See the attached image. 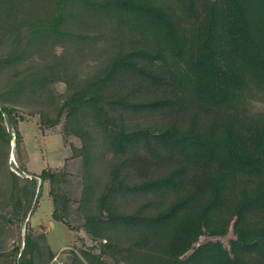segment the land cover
I'll return each instance as SVG.
<instances>
[{
	"label": "trees",
	"instance_id": "trees-1",
	"mask_svg": "<svg viewBox=\"0 0 264 264\" xmlns=\"http://www.w3.org/2000/svg\"><path fill=\"white\" fill-rule=\"evenodd\" d=\"M261 95L264 0H0V123L65 119L82 142L77 223L102 246L72 264H264V113L249 111ZM10 135L0 127L8 152ZM64 178L10 175L23 188L9 224L36 211L38 180L68 224ZM232 228L230 252L196 247ZM12 256L56 258L42 235Z\"/></svg>",
	"mask_w": 264,
	"mask_h": 264
},
{
	"label": "rangeland",
	"instance_id": "rangeland-1",
	"mask_svg": "<svg viewBox=\"0 0 264 264\" xmlns=\"http://www.w3.org/2000/svg\"><path fill=\"white\" fill-rule=\"evenodd\" d=\"M64 50V46H59L56 49L57 56H62ZM55 90L57 96H64L66 86L58 84ZM249 111L252 115L264 113V95L250 102ZM23 116L25 122L21 123L17 130H13L8 125L7 119L4 120V124L0 123V127H5L11 134L12 140L16 139V132L20 140L18 147L14 146L13 142L9 152L6 146L0 143V176L2 177H0V264H17L12 254L17 248L24 250L25 239L29 235L46 237L50 250L56 256L53 264H58L57 261L61 264H72L73 255L82 259V252L99 256L101 242L94 241L79 228L77 223L76 213L83 187V162L74 151L82 148V142L75 137L65 136V119L60 125L49 128L41 121L39 115L29 117L24 114ZM44 172L65 175L60 188L69 201L71 218L67 221L68 224L55 220L52 187L49 181L42 183L38 180L39 198L36 201V211L24 223L10 225L12 205L20 197L23 188V184L17 186L11 184L10 175L21 181H33L35 177H41ZM235 240L236 235L232 228L225 236L206 234L196 247L220 243L230 252L231 242ZM104 260L107 264H115L110 259Z\"/></svg>",
	"mask_w": 264,
	"mask_h": 264
},
{
	"label": "bare ground",
	"instance_id": "bare-ground-1",
	"mask_svg": "<svg viewBox=\"0 0 264 264\" xmlns=\"http://www.w3.org/2000/svg\"><path fill=\"white\" fill-rule=\"evenodd\" d=\"M13 140H14L13 142H14V146H15L16 139H13Z\"/></svg>",
	"mask_w": 264,
	"mask_h": 264
},
{
	"label": "crops",
	"instance_id": "crops-1",
	"mask_svg": "<svg viewBox=\"0 0 264 264\" xmlns=\"http://www.w3.org/2000/svg\"><path fill=\"white\" fill-rule=\"evenodd\" d=\"M58 260V259H57ZM54 263V262H53ZM58 264H61L59 261H57Z\"/></svg>",
	"mask_w": 264,
	"mask_h": 264
},
{
	"label": "water",
	"instance_id": "water-1",
	"mask_svg": "<svg viewBox=\"0 0 264 264\" xmlns=\"http://www.w3.org/2000/svg\"><path fill=\"white\" fill-rule=\"evenodd\" d=\"M12 145H13V140H12Z\"/></svg>",
	"mask_w": 264,
	"mask_h": 264
}]
</instances>
